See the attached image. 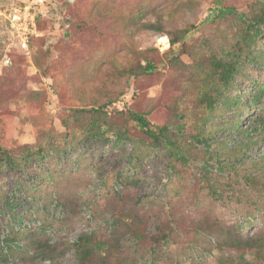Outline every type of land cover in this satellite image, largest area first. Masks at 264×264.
<instances>
[{
	"label": "rangeland",
	"instance_id": "obj_1",
	"mask_svg": "<svg viewBox=\"0 0 264 264\" xmlns=\"http://www.w3.org/2000/svg\"><path fill=\"white\" fill-rule=\"evenodd\" d=\"M140 1L0 0V148L12 156L0 151L2 233L45 227L63 252L58 264H77L83 233L119 239L123 264H264L262 251L221 246L198 226L209 218L243 238L264 235V128L252 123L264 114V28L224 90L239 104L219 100L211 110L201 101L213 56L235 49L259 0H223L236 12L218 17L214 0H152L141 22L190 27L173 62L170 35L134 21ZM24 6L37 21L29 52L10 22ZM148 57L167 65L116 78L119 66ZM109 100L96 115L92 107ZM131 111L153 127L169 124L186 159L174 160ZM94 115L101 126L90 129ZM18 258L10 264H25Z\"/></svg>",
	"mask_w": 264,
	"mask_h": 264
},
{
	"label": "trees",
	"instance_id": "obj_2",
	"mask_svg": "<svg viewBox=\"0 0 264 264\" xmlns=\"http://www.w3.org/2000/svg\"><path fill=\"white\" fill-rule=\"evenodd\" d=\"M216 6L212 10V16H221L225 11L234 13L236 9L232 6H226L223 0H214ZM152 0H141L140 3H135L134 5V21H138L140 26H146L158 32H166L170 35L171 45H172V56L168 58L169 61L177 59L180 55V51L184 52L185 47L182 44V39L190 32V27L185 26L182 29L167 30L166 24L163 23L161 18H157L155 22L142 21L148 8H153L151 6ZM257 9L253 10L250 14V22L247 23L246 29L244 28V33L242 34L235 44V49L228 52V56L221 58L218 55L213 56L214 60L208 70L207 78L203 82L205 88L210 89V93H207L206 98H202L201 101L207 100L208 106L211 110L215 109V103L219 100L226 105H238V98L227 97L224 95V90L228 83L231 82L236 72L239 71L240 66V55L246 53L253 44V42L259 37L264 28V0H259L256 5ZM155 9V8H153ZM241 20H244L242 14H239ZM122 22H120L121 24ZM31 27H37V21L34 24L30 23ZM132 31L135 29L132 28ZM237 49L239 50V56L237 55ZM178 50V51H177ZM226 54H223V56ZM161 59L157 63L152 58L137 60L135 64L127 66H119V71L116 74V78L120 81L123 80L124 76L128 78L131 76L142 77L147 74L160 71L162 67H166L167 61ZM259 98H254L256 101ZM111 100L103 105L92 107L96 115L105 113L104 107L110 103ZM221 103V102H219ZM130 117L134 119L138 125L153 139L155 143H162V145L167 148L170 156L174 160H185L186 159V146L184 140L179 138H174L169 133V124L161 125L160 127H153L151 121L147 118L145 112L131 111ZM100 118L93 116L90 122V129H95L96 126H101ZM107 131L113 129V125L108 124ZM252 123L256 126H262L264 128V114L258 113L254 116ZM240 121L237 120L236 124L233 126L236 130L240 132ZM179 136V135H177ZM2 155L6 157L9 161H12L11 154L8 151L0 148ZM257 183H261L260 179H257ZM64 208H67L68 204L65 201L59 202ZM67 211V209H65ZM124 218V215L120 217V220ZM129 226V224H127ZM198 226L208 231L212 234L219 235V243L221 246L235 248L238 250L245 249H255L258 254L264 256V235L258 234L254 236H248L243 238L241 234L234 233V230L226 229L224 226L220 225L219 222H212L209 218L201 219ZM131 228V226H129ZM132 229V228H131ZM40 230L45 231V227H36L33 230H23L12 228L9 233H2L0 226V264H10L12 257L18 256V260L25 264H58L55 260V255L62 254V251L57 250V245L50 244L45 237L42 236ZM138 236H142L140 231L135 228L134 230ZM118 232V230H117ZM224 233V234H223ZM226 233V234H225ZM144 236V235H143ZM154 240L157 242L159 238L156 237ZM119 239H108L100 238L94 233H83L75 242L76 246V258L77 264H123L119 255L116 254V249L118 248ZM116 256V259H113ZM244 255L241 254L240 257ZM51 261L46 263L45 261Z\"/></svg>",
	"mask_w": 264,
	"mask_h": 264
},
{
	"label": "built area",
	"instance_id": "obj_3",
	"mask_svg": "<svg viewBox=\"0 0 264 264\" xmlns=\"http://www.w3.org/2000/svg\"><path fill=\"white\" fill-rule=\"evenodd\" d=\"M25 6L24 9L21 11L22 15L16 20L15 19L10 20V22L14 32L17 33L18 38H20L19 43L27 52H29V36L33 32L32 31L33 29H31V25H30L31 20L28 19L27 21V18H24L23 11L25 10ZM30 17L31 15L29 16V18ZM9 18H13V14H11Z\"/></svg>",
	"mask_w": 264,
	"mask_h": 264
}]
</instances>
